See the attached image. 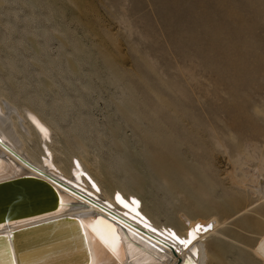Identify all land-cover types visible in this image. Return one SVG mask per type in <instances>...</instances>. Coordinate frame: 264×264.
I'll return each mask as SVG.
<instances>
[{
	"label": "rangeland",
	"instance_id": "1",
	"mask_svg": "<svg viewBox=\"0 0 264 264\" xmlns=\"http://www.w3.org/2000/svg\"><path fill=\"white\" fill-rule=\"evenodd\" d=\"M0 96L60 122L63 164L80 154L108 195L161 227L223 221L227 263L258 264L264 0H0Z\"/></svg>",
	"mask_w": 264,
	"mask_h": 264
},
{
	"label": "bare ground",
	"instance_id": "2",
	"mask_svg": "<svg viewBox=\"0 0 264 264\" xmlns=\"http://www.w3.org/2000/svg\"><path fill=\"white\" fill-rule=\"evenodd\" d=\"M4 98L0 96V185L25 177H34L49 185L53 193L56 192L53 195L55 199L49 197L45 200L46 204L43 203L34 211L17 210L12 216L0 217V235H6L9 239L15 230L60 218L76 217L81 221L84 243L78 238V226L75 224L57 225L50 230L55 232L67 228L64 230L67 234L59 238L55 237L54 242L75 238L80 240L75 242V247H69L74 249L77 245L80 250L69 256L73 261H82L83 255L86 257L87 254L88 257L85 258L88 260L87 264H228L221 249V246L226 244V237L218 231L223 221L220 222L215 218L191 219L185 215L182 216L181 229L159 226L144 204V199L139 195H128L119 189H115L111 196V193L108 195L100 179L96 178L97 173L94 174L91 165L86 162L87 159H83L80 154L71 158L69 167L63 164L61 153L56 149L60 122L55 119L50 122L51 119H46V116L32 107L25 108L23 114L19 112L22 122L17 121L6 104L14 110H19L18 107ZM76 110L79 112L78 108ZM37 150L40 151L39 155ZM115 171L118 173L117 170ZM257 188L264 199L263 184L261 183ZM38 192L43 193L41 190ZM73 225L76 226V232L72 231ZM259 236L255 246L245 249L256 263L264 264V232ZM183 240L189 243H181L180 241ZM64 246L67 245L51 249V255L60 253ZM6 257L5 252L0 253V264H10L6 262ZM22 261L30 264L31 260ZM56 262L36 261L35 264ZM65 263L68 264L69 261Z\"/></svg>",
	"mask_w": 264,
	"mask_h": 264
},
{
	"label": "water",
	"instance_id": "3",
	"mask_svg": "<svg viewBox=\"0 0 264 264\" xmlns=\"http://www.w3.org/2000/svg\"><path fill=\"white\" fill-rule=\"evenodd\" d=\"M0 186V217L12 216V213L17 210H21L22 212L34 211L45 203V200L49 199V197H53L56 192L54 190L55 192L53 193L49 185H46L43 181L34 177L13 180L12 182ZM38 190L43 191V193L38 192ZM53 199H55V197H53ZM65 224L77 225L78 238H81L84 243L81 221L76 217H67L56 219L51 222L34 224V226L22 230H15L11 233L9 239L6 238V235H0V253L5 252V255H7L6 262L10 264H26V262L22 260H31L29 261L30 264H35L36 261L53 260L57 261L55 264H67L65 262L68 261V264H87L88 260L85 259L88 257L87 254L86 257L83 255L82 261H73L70 259L73 253L80 251L77 245L74 249L69 248L71 246L75 247V242L80 241L78 238L64 240L63 242L53 241L55 237L59 238L65 236L67 233L64 230H67V228L63 230L58 229L55 232H51L50 230H53L57 225L62 226ZM73 227L74 230L72 231L76 232V226L73 225ZM69 244L71 245L69 246ZM60 245L67 246H64L65 248L62 249V251L60 250V253L51 255V249L54 250Z\"/></svg>",
	"mask_w": 264,
	"mask_h": 264
},
{
	"label": "snow or ice",
	"instance_id": "4",
	"mask_svg": "<svg viewBox=\"0 0 264 264\" xmlns=\"http://www.w3.org/2000/svg\"><path fill=\"white\" fill-rule=\"evenodd\" d=\"M181 243H183V244H188L189 243V241H187V240H183V241H180Z\"/></svg>",
	"mask_w": 264,
	"mask_h": 264
}]
</instances>
